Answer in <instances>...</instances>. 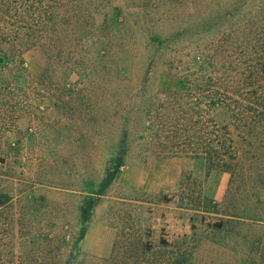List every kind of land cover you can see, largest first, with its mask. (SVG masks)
Returning a JSON list of instances; mask_svg holds the SVG:
<instances>
[{"label":"rangeland","instance_id":"obj_1","mask_svg":"<svg viewBox=\"0 0 264 264\" xmlns=\"http://www.w3.org/2000/svg\"><path fill=\"white\" fill-rule=\"evenodd\" d=\"M0 54L1 264H264V0H0Z\"/></svg>","mask_w":264,"mask_h":264},{"label":"trees","instance_id":"obj_2","mask_svg":"<svg viewBox=\"0 0 264 264\" xmlns=\"http://www.w3.org/2000/svg\"><path fill=\"white\" fill-rule=\"evenodd\" d=\"M251 25H253V23H251ZM250 24H246L244 27H243V29H250ZM244 34V36L246 35V33H243ZM242 37H243V35L239 38V39H242ZM230 39V41H239V39H237V38H235L234 36H232L231 38H229ZM0 56H1V54H0ZM4 59H6V57L4 56L3 57ZM194 155H199L198 154V152H195V151H193L192 152ZM116 163V165L114 166V167H110L108 170H107V172H106V174H105V178H104V180H103V182L101 183V185H100V190H101V192H104L105 190H106V188L109 186V184L112 182V180L114 179V177H115V175H116V173L119 171V169H120V167H121V163L120 162H116V161H113V164H115ZM98 195H101V193H97ZM92 205H93V203L91 202V200L90 201H86L85 202V208H86V210H87V207L86 206H88L89 208L90 207H92ZM86 210H84V214H83V221H86L87 220V218H86V215L88 214L87 213V211ZM83 234H84V231H83ZM83 237V236H82ZM71 260H72V258H71ZM164 263H167V264H170V262L169 261H167V262H165L164 261ZM0 264H1V261H0ZM68 264H72V261L70 262V263H68ZM95 264H114L113 263V261H112V259L111 260H109V261H101V262H97V263H95Z\"/></svg>","mask_w":264,"mask_h":264},{"label":"crops","instance_id":"obj_3","mask_svg":"<svg viewBox=\"0 0 264 264\" xmlns=\"http://www.w3.org/2000/svg\"><path fill=\"white\" fill-rule=\"evenodd\" d=\"M176 186H177V182H175V186H174V188H173V189H175V188H176Z\"/></svg>","mask_w":264,"mask_h":264}]
</instances>
